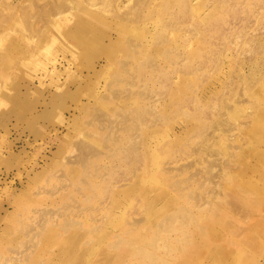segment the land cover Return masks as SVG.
<instances>
[{
	"label": "rangeland",
	"instance_id": "1",
	"mask_svg": "<svg viewBox=\"0 0 264 264\" xmlns=\"http://www.w3.org/2000/svg\"><path fill=\"white\" fill-rule=\"evenodd\" d=\"M104 10L0 60V264H264V0Z\"/></svg>",
	"mask_w": 264,
	"mask_h": 264
},
{
	"label": "bare ground",
	"instance_id": "2",
	"mask_svg": "<svg viewBox=\"0 0 264 264\" xmlns=\"http://www.w3.org/2000/svg\"><path fill=\"white\" fill-rule=\"evenodd\" d=\"M25 1L26 0H0V33L6 30L3 33L8 37L5 40V49L0 51V60H4L7 57V54L11 52H30L27 50V47H30L31 45V53L39 47V51L42 52L43 55L52 56L53 51L50 49L56 48L55 44L63 38H69V36L72 37L73 40H77L74 41V43L86 39L85 42H87V45H99V41L102 39V29H100V25L104 22L111 21V15L104 10V7L111 3H114L115 5L118 0H82V6L77 5L79 4L78 0H72V10L75 4L80 10L78 13L74 14L69 11L66 13L67 15H61L60 13L63 9H71L70 0H39L36 4L39 8L36 11L37 14L34 15V22H32L31 17L25 13L24 8L35 6L33 5L35 2H29L28 5H25ZM20 8L23 9L17 11ZM114 13L117 12L114 11ZM17 21L19 28L10 30L9 32L10 26ZM46 21H50V26L46 29V41H39V37L36 39L34 34L39 33L42 29L39 23L43 25ZM125 22H127L125 18L114 20L115 26L118 25L119 27L124 26ZM24 23L27 24L29 32L24 28ZM74 26H76V29L71 31ZM92 28L96 30L92 31ZM13 31L14 34L11 35ZM49 38H51L50 41L53 43L52 45H47ZM62 58L66 62V68L70 69V60L67 55L62 54L61 58H59L58 55H54L50 59L49 67L47 66L48 63L46 61L41 63L43 70H45L44 72H46L45 76H41V78H45L48 75H51L53 78L56 76L57 79L55 78V81L58 86L65 85V82L60 79V75L66 71L59 68V66L63 64Z\"/></svg>",
	"mask_w": 264,
	"mask_h": 264
}]
</instances>
